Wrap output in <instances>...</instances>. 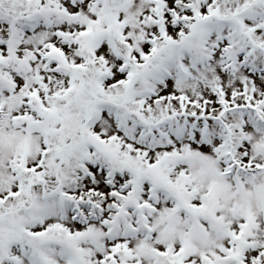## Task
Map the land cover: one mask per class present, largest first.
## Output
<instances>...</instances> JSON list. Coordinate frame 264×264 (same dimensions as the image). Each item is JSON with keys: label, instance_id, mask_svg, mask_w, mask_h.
Returning <instances> with one entry per match:
<instances>
[{"label": "rangeland", "instance_id": "rangeland-1", "mask_svg": "<svg viewBox=\"0 0 264 264\" xmlns=\"http://www.w3.org/2000/svg\"><path fill=\"white\" fill-rule=\"evenodd\" d=\"M0 24V264H264V0Z\"/></svg>", "mask_w": 264, "mask_h": 264}, {"label": "water", "instance_id": "water-1", "mask_svg": "<svg viewBox=\"0 0 264 264\" xmlns=\"http://www.w3.org/2000/svg\"><path fill=\"white\" fill-rule=\"evenodd\" d=\"M104 2L110 10H115L122 7L126 3V0H104Z\"/></svg>", "mask_w": 264, "mask_h": 264}, {"label": "bare ground", "instance_id": "bare-ground-1", "mask_svg": "<svg viewBox=\"0 0 264 264\" xmlns=\"http://www.w3.org/2000/svg\"><path fill=\"white\" fill-rule=\"evenodd\" d=\"M0 31L2 32V35L4 37H7L9 35V29L5 25L0 24ZM52 79L53 78H51V80Z\"/></svg>", "mask_w": 264, "mask_h": 264}, {"label": "trees", "instance_id": "trees-1", "mask_svg": "<svg viewBox=\"0 0 264 264\" xmlns=\"http://www.w3.org/2000/svg\"><path fill=\"white\" fill-rule=\"evenodd\" d=\"M82 211L85 213H87L90 216H87L86 214H84L83 216H86L87 218H93L94 215L91 213V211L89 209L83 208Z\"/></svg>", "mask_w": 264, "mask_h": 264}]
</instances>
